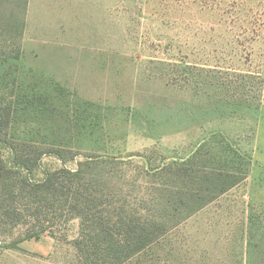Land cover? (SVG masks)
Returning a JSON list of instances; mask_svg holds the SVG:
<instances>
[{"label":"rangeland","instance_id":"rangeland-1","mask_svg":"<svg viewBox=\"0 0 264 264\" xmlns=\"http://www.w3.org/2000/svg\"><path fill=\"white\" fill-rule=\"evenodd\" d=\"M27 4L0 0V58L19 41L15 23L25 20L22 70L0 93V108L11 105L7 137L76 154L65 162L44 154L32 177L74 170L87 155L110 160L93 172H107L112 210L124 205L167 227L122 264H264V0ZM223 100L244 107L180 130L165 127L159 114ZM166 164L226 170L242 180L191 214H175L159 205L160 189L174 190L175 181L162 186L146 174ZM3 221L0 264H84L74 212Z\"/></svg>","mask_w":264,"mask_h":264},{"label":"trees","instance_id":"trees-1","mask_svg":"<svg viewBox=\"0 0 264 264\" xmlns=\"http://www.w3.org/2000/svg\"><path fill=\"white\" fill-rule=\"evenodd\" d=\"M27 2L23 0L24 10ZM24 24V18L15 23L19 41L7 56L0 58V93L14 85L18 72L22 70L20 41ZM243 107L239 101L223 100L204 108L176 105L168 110L161 109L159 114L165 127L180 130L200 116H224ZM10 114V104L0 108V216L5 218L4 223L16 225L24 215L38 222L42 215L50 216L62 208L74 212L80 218V234L74 245L84 264H122L164 233L166 224L148 214L129 212L124 205L112 210L114 203L106 199L102 183L107 172H93L94 167H101L103 162L110 160L102 162L97 156L87 155L74 170L45 169L40 179L33 178V167L39 165L44 154H53L63 162L76 154L59 147L8 139L6 129ZM152 170L146 171L147 176H159L162 186H167L168 180L175 181V185H171L174 190L160 189L165 195L163 202H159L165 211L175 214H191L242 180V176L235 172L186 165L166 164L157 171ZM248 232L250 244L255 240L252 224H249ZM39 233L32 232L24 239L38 237ZM5 247L15 248L16 245L9 243Z\"/></svg>","mask_w":264,"mask_h":264},{"label":"crops","instance_id":"crops-1","mask_svg":"<svg viewBox=\"0 0 264 264\" xmlns=\"http://www.w3.org/2000/svg\"><path fill=\"white\" fill-rule=\"evenodd\" d=\"M31 1H32V0H29V4L31 3ZM27 6H28V4H27ZM43 42H45V41H43Z\"/></svg>","mask_w":264,"mask_h":264}]
</instances>
